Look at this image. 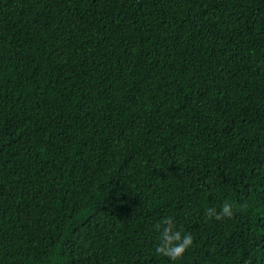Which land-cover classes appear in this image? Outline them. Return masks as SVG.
<instances>
[{
    "label": "trees",
    "instance_id": "obj_1",
    "mask_svg": "<svg viewBox=\"0 0 264 264\" xmlns=\"http://www.w3.org/2000/svg\"><path fill=\"white\" fill-rule=\"evenodd\" d=\"M0 264H264V0H0Z\"/></svg>",
    "mask_w": 264,
    "mask_h": 264
},
{
    "label": "clouds",
    "instance_id": "obj_2",
    "mask_svg": "<svg viewBox=\"0 0 264 264\" xmlns=\"http://www.w3.org/2000/svg\"><path fill=\"white\" fill-rule=\"evenodd\" d=\"M208 219L215 217L221 220L224 217L231 218L234 215L233 205L225 202L220 209L219 214L215 208H208L205 211ZM156 229L161 232L160 242L156 246L155 251L158 256L168 257L175 261L183 257L186 251L193 245V237L189 234H182L175 230L174 222L171 218H166L158 223Z\"/></svg>",
    "mask_w": 264,
    "mask_h": 264
}]
</instances>
